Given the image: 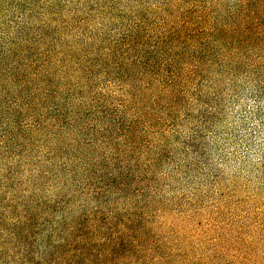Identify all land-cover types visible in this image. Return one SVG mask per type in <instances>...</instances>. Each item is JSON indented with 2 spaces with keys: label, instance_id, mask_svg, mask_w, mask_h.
<instances>
[{
  "label": "rangeland",
  "instance_id": "obj_1",
  "mask_svg": "<svg viewBox=\"0 0 264 264\" xmlns=\"http://www.w3.org/2000/svg\"><path fill=\"white\" fill-rule=\"evenodd\" d=\"M258 43L247 0H0V264H264Z\"/></svg>",
  "mask_w": 264,
  "mask_h": 264
},
{
  "label": "trees",
  "instance_id": "obj_2",
  "mask_svg": "<svg viewBox=\"0 0 264 264\" xmlns=\"http://www.w3.org/2000/svg\"><path fill=\"white\" fill-rule=\"evenodd\" d=\"M255 41V42H254ZM258 42H264V8H257V2L247 0V44H254V46H259ZM171 81V80H169ZM172 82V81H171ZM88 233V232H87ZM90 241V237L86 236V232L80 234L79 241L82 243L80 248H72L75 250V254L72 258H67V254L70 249L66 252H58L56 258L52 260V262H58L57 264H61L66 262L67 264H101L100 262H95L94 258L96 254L102 255V251H104L105 255H109L114 253L117 249V244L120 243L118 237L111 240V244L107 245L103 250H94V240ZM69 255V254H68ZM47 254V263H51L50 259H48ZM109 261H105L102 264H109Z\"/></svg>",
  "mask_w": 264,
  "mask_h": 264
}]
</instances>
